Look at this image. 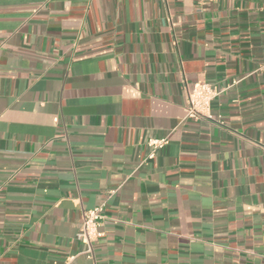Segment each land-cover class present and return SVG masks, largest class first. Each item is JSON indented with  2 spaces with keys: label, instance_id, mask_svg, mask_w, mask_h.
Wrapping results in <instances>:
<instances>
[{
  "label": "crops",
  "instance_id": "obj_1",
  "mask_svg": "<svg viewBox=\"0 0 264 264\" xmlns=\"http://www.w3.org/2000/svg\"><path fill=\"white\" fill-rule=\"evenodd\" d=\"M0 264H264V1L0 0Z\"/></svg>",
  "mask_w": 264,
  "mask_h": 264
},
{
  "label": "built area",
  "instance_id": "obj_2",
  "mask_svg": "<svg viewBox=\"0 0 264 264\" xmlns=\"http://www.w3.org/2000/svg\"><path fill=\"white\" fill-rule=\"evenodd\" d=\"M264 1V0H263ZM219 95L217 89L209 83H196L187 92L186 118L195 121L209 120L216 122L210 113L212 101ZM223 124L222 122H219ZM165 140L152 142L155 148L161 147ZM153 157V155L151 156ZM104 208L102 204L96 208L84 211L82 225L77 234V240L85 246L83 254L89 259H94V243L103 236L100 227L104 220Z\"/></svg>",
  "mask_w": 264,
  "mask_h": 264
}]
</instances>
